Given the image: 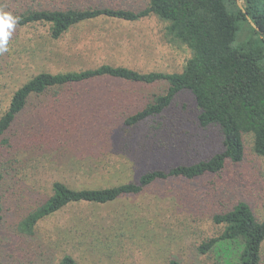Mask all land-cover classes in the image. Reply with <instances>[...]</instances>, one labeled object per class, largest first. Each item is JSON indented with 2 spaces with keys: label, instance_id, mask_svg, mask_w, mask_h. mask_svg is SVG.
<instances>
[{
  "label": "rangeland",
  "instance_id": "374dc122",
  "mask_svg": "<svg viewBox=\"0 0 264 264\" xmlns=\"http://www.w3.org/2000/svg\"><path fill=\"white\" fill-rule=\"evenodd\" d=\"M239 2L243 5V0ZM96 3L140 9L147 0H0V12L16 19L3 45L6 50H0V114L13 91L31 75L95 63L108 33L112 37L117 32L125 35L129 48H107L106 61L130 64L143 71L183 69L191 50L171 39L166 30L168 22L156 15L127 25L96 20L60 39L52 38L47 23H19L32 10L83 8ZM250 36L253 34L244 24L238 42ZM76 52L78 56H74ZM105 80L99 86L93 83L82 88L76 103L81 106L77 107L63 101L74 89L48 91L40 97L48 130L15 148H0V165L7 175L17 219L45 203L55 181L76 189L111 187L137 182L141 174L152 169L210 158L223 149L220 127L199 124V110L190 91L178 93L158 117L131 126L125 118L165 94L169 84L120 81L109 87L105 82L110 81ZM92 108L101 116L96 126L89 120ZM244 142L242 161L228 162L216 175L157 183L143 195L103 206L82 205L93 214L92 219L105 210L115 217L118 229L114 230L116 235L107 236L108 240L101 242L95 237L101 234L100 229H90L93 223L83 218L78 222L80 230L67 231L70 233L64 237L50 220L40 229L38 244L45 247L49 238L61 236L62 242L72 245L73 252H69L82 264H135L132 252L139 257V264H168L171 259L182 264H227L215 249L200 253L198 243L222 231L223 225L210 221L212 216L241 200L251 205L259 221L264 219V156L255 152L253 134H245ZM60 219L65 222L69 216ZM87 229L95 235L83 233ZM65 249L70 248L59 240L45 250L52 263H57ZM260 264H264V242Z\"/></svg>",
  "mask_w": 264,
  "mask_h": 264
},
{
  "label": "trees",
  "instance_id": "16d2710c",
  "mask_svg": "<svg viewBox=\"0 0 264 264\" xmlns=\"http://www.w3.org/2000/svg\"><path fill=\"white\" fill-rule=\"evenodd\" d=\"M152 15L167 21V35L191 50L183 69L143 71L130 64L106 61L107 48L119 51L129 48L125 35L117 32L112 37L108 33L95 63L80 64L59 72L42 70L13 91L0 114V148H15L27 138L48 130L40 102V97L48 91L64 87L74 89L63 101L76 104L83 94L82 88L93 83L99 86L106 79L110 81L105 82L109 87L120 81H165L169 84L165 94L157 95L154 101L125 118L124 122L131 126L158 117L178 93L190 91L199 110V124L220 127L223 149L210 158L152 169L141 174L137 182L111 187L76 189L55 181L53 192L45 203L20 220L15 217L7 175L0 165V264H82L69 252L72 245L62 242L61 236L49 238L47 247L39 245L40 229L52 220L64 232L61 234L64 237L65 233H70L67 231L80 230L78 222L88 218L93 223L90 229H100L101 234H92L89 229L83 233L95 235L103 242L108 240L107 236L116 235L117 220L107 210L92 219V213L82 205L103 206L143 195L157 183L176 179L196 181L216 175L228 162L242 161L244 135L248 133L254 136L255 152L264 156V0H243V5L239 0H147V5L140 9L96 3L83 8L32 10L24 14L19 23H47L52 38L60 39L92 21L108 19L127 25ZM244 24L253 36L239 43ZM74 56H78L77 52ZM89 120L93 126L101 123V116L94 108ZM60 216H69V219L64 222ZM210 221L223 225V229L219 234L197 242L200 253L215 249L227 264H260L264 219L256 218L247 201L241 200L231 209L214 214ZM59 240L70 249H65L58 262L52 263L45 249L49 250ZM132 260L139 264V257L134 252ZM168 264L182 263L171 259Z\"/></svg>",
  "mask_w": 264,
  "mask_h": 264
},
{
  "label": "clouds",
  "instance_id": "9594fccd",
  "mask_svg": "<svg viewBox=\"0 0 264 264\" xmlns=\"http://www.w3.org/2000/svg\"><path fill=\"white\" fill-rule=\"evenodd\" d=\"M16 19L6 12H0V50H6L3 48L4 43L9 35V30L14 28Z\"/></svg>",
  "mask_w": 264,
  "mask_h": 264
},
{
  "label": "water",
  "instance_id": "95a60500",
  "mask_svg": "<svg viewBox=\"0 0 264 264\" xmlns=\"http://www.w3.org/2000/svg\"><path fill=\"white\" fill-rule=\"evenodd\" d=\"M240 3V2H239ZM241 5V4H240Z\"/></svg>",
  "mask_w": 264,
  "mask_h": 264
}]
</instances>
